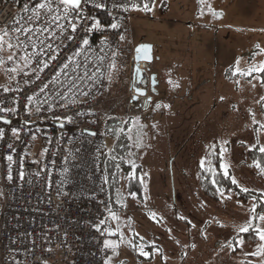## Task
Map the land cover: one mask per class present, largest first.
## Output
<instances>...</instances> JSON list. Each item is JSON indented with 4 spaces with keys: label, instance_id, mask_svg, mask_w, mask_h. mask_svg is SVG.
Listing matches in <instances>:
<instances>
[{
    "label": "rangeland",
    "instance_id": "374dc122",
    "mask_svg": "<svg viewBox=\"0 0 264 264\" xmlns=\"http://www.w3.org/2000/svg\"><path fill=\"white\" fill-rule=\"evenodd\" d=\"M150 9H131V44H152L156 93L148 88L146 108H125L131 75L117 63L104 106L126 121L145 184L141 200L106 210L104 244L114 254L105 264H264V220L252 219L264 215L256 212L264 175L248 157L264 147V0H154ZM7 72L0 64V83ZM213 143L237 182L218 200L202 193L197 176ZM250 220L255 240L240 231ZM133 247L148 255L138 260Z\"/></svg>",
    "mask_w": 264,
    "mask_h": 264
},
{
    "label": "built area",
    "instance_id": "2783aa9c",
    "mask_svg": "<svg viewBox=\"0 0 264 264\" xmlns=\"http://www.w3.org/2000/svg\"><path fill=\"white\" fill-rule=\"evenodd\" d=\"M25 3L35 0H0V28L13 27L14 18L25 15ZM81 8L76 40L56 39L57 59L43 71L34 63L24 68L18 60L7 61L10 50L0 51L8 67L0 83V264H105L113 255L99 230L108 207L103 133L112 114L104 106L117 63L131 75L124 107L135 108L141 99L132 102L131 6L130 0H82ZM96 20L100 27L88 30ZM81 38L89 45L54 82ZM13 67L16 72L9 71ZM147 67L139 62L148 90ZM44 84L49 86L41 92Z\"/></svg>",
    "mask_w": 264,
    "mask_h": 264
},
{
    "label": "snow or ice",
    "instance_id": "6c2138e0",
    "mask_svg": "<svg viewBox=\"0 0 264 264\" xmlns=\"http://www.w3.org/2000/svg\"><path fill=\"white\" fill-rule=\"evenodd\" d=\"M81 3L82 0H35V3L30 6L29 3H25L22 11L25 15L21 16L19 20L14 18V26L11 28H0V51L5 48L10 50V54L7 56V61L18 60L23 64L24 68L30 67L33 63L38 66V70L43 71L49 67V61H55L57 59V54L61 45L57 44L54 46V41L56 39H62V41H75L77 33L78 24L77 21L81 19ZM97 7L102 5L97 4ZM145 11H150L151 9L147 4L144 5ZM100 27V22L96 20L91 24L90 28L95 29ZM112 28H116V24L111 25ZM89 45V40L87 38H81L78 41L77 50L74 51L72 56H68L67 62L63 63L60 67L59 73L54 77V82L58 80L59 75H67V70L73 64V57L80 56L84 50L85 46ZM65 47L67 45H64ZM139 51V49H138ZM47 56L48 59H43ZM3 58H0V64L5 63ZM80 65L77 64L73 68L75 72L76 68ZM264 71V69H261ZM10 72H16L17 68L13 67L9 69ZM39 79V76H37ZM79 79V77H77ZM74 83V82H73ZM48 84H44L40 89L41 92L48 88ZM8 89H5L7 91ZM87 95V93H83ZM58 95L63 96V93H58ZM29 102L33 101V97L29 96ZM223 99V98H221ZM159 107V105H157ZM39 110V109H37ZM59 119V117L57 118ZM65 119L71 120L70 117H65ZM264 128V125H261ZM15 133V130H13ZM2 135V133H0ZM131 138V137H129ZM260 152L264 153V147L259 149ZM222 155V153H221ZM9 160L12 159L11 156L8 157ZM201 166H204V162L201 161ZM135 167V165H133ZM224 169V176H228L227 168L224 164L220 165ZM257 168H260L261 172L264 173V168L260 167V164H256ZM215 183V180H213ZM232 183H237L233 178ZM242 191H247V189H241ZM219 191V189H218ZM255 212V208L252 209ZM114 218H116L114 216ZM253 220L259 219L264 220V215H256L252 218ZM103 223V221H101ZM252 226V221L250 220L247 226L240 229L241 232H247ZM257 235L261 240H264V230H257ZM113 245L110 242L105 241V247H111ZM141 255L147 256L148 253L142 248L140 249Z\"/></svg>",
    "mask_w": 264,
    "mask_h": 264
},
{
    "label": "trees",
    "instance_id": "16d2710c",
    "mask_svg": "<svg viewBox=\"0 0 264 264\" xmlns=\"http://www.w3.org/2000/svg\"><path fill=\"white\" fill-rule=\"evenodd\" d=\"M154 0H130V6L132 8H142L147 4L149 8L153 4ZM264 69V68H263ZM264 79V71L261 72ZM260 110L264 114V98L260 102ZM131 119V118H130ZM118 121L115 117H109L105 122L104 132L111 130L112 143L109 147L105 145V149L102 156L101 166L104 173V188L108 200V207L106 210H117L125 205L126 200L139 199L141 200L144 195L145 184L142 176V166L131 160L129 152L132 146V134L128 129L126 121L115 125ZM121 126L119 130L117 127ZM112 128V129H111ZM131 137V138H129ZM217 143L211 144L207 149L206 162L204 166H199L197 171L198 185L204 195L213 200H218L220 194L227 193L233 187L230 177L224 176V170L221 165V153ZM249 159L255 164L256 171L259 174L264 175L260 168L256 167L259 163L261 168H264V153L258 149H251L248 151ZM135 165V167H133ZM215 180V183H213ZM237 188V187H236ZM219 189V191H218ZM242 198H246L247 195L240 193ZM258 204L256 205V212H264V201L258 198ZM104 216L100 222L99 230L103 233L105 230V218ZM104 234V233H103ZM243 237L246 239H256V235L253 231L245 232ZM138 243V240H135ZM264 251V240H263ZM131 252L138 260L145 259L140 253L133 247ZM114 254V252H113ZM151 258V256L147 257Z\"/></svg>",
    "mask_w": 264,
    "mask_h": 264
},
{
    "label": "water",
    "instance_id": "95a60500",
    "mask_svg": "<svg viewBox=\"0 0 264 264\" xmlns=\"http://www.w3.org/2000/svg\"><path fill=\"white\" fill-rule=\"evenodd\" d=\"M139 49V51H138ZM134 66L132 69V79L135 80L136 84L133 86L134 95L132 96V102H136L138 96H146L147 89L146 78L143 76V71L139 68V62L147 63L149 70V65L153 60V46L148 42H138L134 46ZM158 81L156 80V74L152 73L150 75V91L156 93V86ZM147 102L152 100V96L145 97Z\"/></svg>",
    "mask_w": 264,
    "mask_h": 264
},
{
    "label": "flooded vegetation",
    "instance_id": "af4514ba",
    "mask_svg": "<svg viewBox=\"0 0 264 264\" xmlns=\"http://www.w3.org/2000/svg\"><path fill=\"white\" fill-rule=\"evenodd\" d=\"M147 106H149V102H147L145 98H142L139 101V107L140 108H146Z\"/></svg>",
    "mask_w": 264,
    "mask_h": 264
},
{
    "label": "bare ground",
    "instance_id": "6f19581e",
    "mask_svg": "<svg viewBox=\"0 0 264 264\" xmlns=\"http://www.w3.org/2000/svg\"><path fill=\"white\" fill-rule=\"evenodd\" d=\"M147 96H148L147 94H146V96H141V99H142V98H145V97H147ZM141 99H140V100H141ZM152 99H153V97H152Z\"/></svg>",
    "mask_w": 264,
    "mask_h": 264
}]
</instances>
